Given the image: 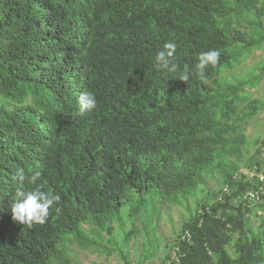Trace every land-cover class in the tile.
Returning <instances> with one entry per match:
<instances>
[{
  "label": "trees",
  "instance_id": "1",
  "mask_svg": "<svg viewBox=\"0 0 264 264\" xmlns=\"http://www.w3.org/2000/svg\"><path fill=\"white\" fill-rule=\"evenodd\" d=\"M263 18L264 0H0V264H78L72 244L129 264L140 234L142 264L165 204L187 219L160 264H264V215L251 225L264 211V137L256 174L239 172L244 125L264 110L250 97L264 62L224 76L264 47ZM169 41L178 69L162 73L155 56ZM210 50L220 57L201 80L195 65ZM84 92L97 106L80 116ZM37 186L60 196L46 222H14L17 191Z\"/></svg>",
  "mask_w": 264,
  "mask_h": 264
},
{
  "label": "rangeland",
  "instance_id": "2",
  "mask_svg": "<svg viewBox=\"0 0 264 264\" xmlns=\"http://www.w3.org/2000/svg\"><path fill=\"white\" fill-rule=\"evenodd\" d=\"M264 21V18H263ZM244 29V26H241ZM264 62V47H259L251 51L244 60L241 61L238 67H234L232 70L224 73L229 80L235 74L245 73L248 69H257V67ZM251 98H260L264 100V74L262 75V80L259 86L253 90ZM243 136L245 138V148L243 149V160L239 164V172L247 175V177H252L256 173L254 171H248L250 165L253 164L252 160L257 153V148L260 140L264 137V110L258 113L252 119L249 120L247 124L244 125ZM252 170V169H251ZM260 178L261 175H257ZM260 180V179H259ZM220 187V183L217 178L209 179L208 188L211 190H217ZM155 201V202H154ZM192 200H189L188 207L192 209ZM147 210L150 214L157 212L161 206L156 200L148 201L146 205ZM129 206L122 209L121 215L123 223L130 224V217L128 218L127 211ZM264 215V211L258 208L252 210L251 213V225L257 226L259 224V217ZM153 218V217H152ZM186 213L183 207L163 205L160 212L156 218V228L154 229V224L148 226V230L156 235L152 234L155 238L154 247L151 245L153 257L149 260H145L142 264H160L163 260L162 248L165 244H171L174 241L175 236L180 230L181 223L186 220ZM114 230L117 228L116 223L113 224ZM124 229L127 230L128 226L124 225ZM141 229V228H140ZM116 232V231H115ZM119 237V235H117ZM145 237L140 234L129 240L126 244L125 253L129 258V264H139L137 262L138 258L141 256V245L145 241ZM160 241L158 245V250H155L157 242ZM71 253L78 264H122L119 257L116 254H108L107 251L99 253L93 249L82 250L79 249L77 245H69Z\"/></svg>",
  "mask_w": 264,
  "mask_h": 264
},
{
  "label": "clouds",
  "instance_id": "3",
  "mask_svg": "<svg viewBox=\"0 0 264 264\" xmlns=\"http://www.w3.org/2000/svg\"><path fill=\"white\" fill-rule=\"evenodd\" d=\"M176 43L169 41L164 44V50L157 52L155 56V68L162 73L177 72L178 65L173 61L176 51ZM220 57L218 50H210L200 54L198 63L195 65L196 75L199 79H205V69L210 65L214 66ZM190 79V73L183 71L179 74L178 80L187 83ZM97 106L95 95L90 92H84L80 95L78 101V115L85 116L87 113L93 111ZM40 172H35L31 177V183L35 182L40 177ZM16 179L23 182L25 174L22 169L16 172ZM60 200L58 194L52 191H44L41 186H37L32 190H19L16 193V198L11 205L12 220L21 225L33 224L43 225L48 216L49 210L53 207L55 202ZM59 211V209H56Z\"/></svg>",
  "mask_w": 264,
  "mask_h": 264
},
{
  "label": "built area",
  "instance_id": "4",
  "mask_svg": "<svg viewBox=\"0 0 264 264\" xmlns=\"http://www.w3.org/2000/svg\"><path fill=\"white\" fill-rule=\"evenodd\" d=\"M262 179V177H260V180ZM223 191H226V189L224 188ZM250 196H252V194H249Z\"/></svg>",
  "mask_w": 264,
  "mask_h": 264
}]
</instances>
